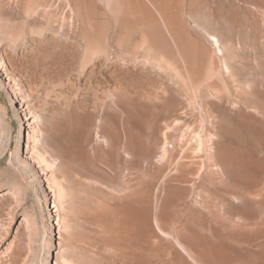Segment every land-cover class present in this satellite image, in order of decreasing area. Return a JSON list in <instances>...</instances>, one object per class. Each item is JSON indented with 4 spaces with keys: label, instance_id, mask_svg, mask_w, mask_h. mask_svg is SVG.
Here are the masks:
<instances>
[{
    "label": "rangeland",
    "instance_id": "374dc122",
    "mask_svg": "<svg viewBox=\"0 0 264 264\" xmlns=\"http://www.w3.org/2000/svg\"><path fill=\"white\" fill-rule=\"evenodd\" d=\"M259 1L0 0V63L5 66V72L0 70V124L1 120L6 121L0 125V133L12 130L11 145L0 161V230L3 233L0 231V264H45L48 254L49 224L44 197L31 175L15 162L19 122L30 116L38 118L34 126L41 128L52 149L63 142H68L63 144L65 147L70 145L69 149L60 145L63 150L67 149L66 154L75 149L74 158L71 154L65 155L67 160L63 155L65 162L61 166L62 173L69 174L74 192L78 193L74 203L67 205L63 217L68 228L66 245L80 263L123 264L111 249V245L116 246L112 234L101 228L107 213L120 207L131 211L132 227L140 222L132 230L138 247H142L139 241L146 235L141 223L148 211L146 218L152 228L158 229L155 220L159 219L160 228L165 226L163 230L173 235L181 232L185 242L198 253L200 249L211 251L217 264H264V7L255 8L260 5ZM68 3L72 5L71 10L67 8ZM156 4L171 22L180 20L179 26L182 24L177 34L183 59L175 48L176 41L162 23ZM74 15L76 23L72 21ZM191 18L204 23L232 47L233 52L225 53V58L232 66L233 77L225 74L224 57H218ZM158 37L169 46V57L175 65L157 57L152 41ZM187 66L197 69L198 75L190 78ZM8 75L10 81L5 79ZM207 130L215 135L211 154L206 149L196 154V142L190 138L197 132L207 142ZM166 132H170L168 148L175 157L167 169L161 168L164 166L158 160ZM24 136L26 140L27 133ZM57 138L62 142L57 144ZM104 138L111 141V149L103 143ZM127 143L136 158L133 171L136 175L133 174L135 179L131 183ZM210 155L212 161H209ZM70 158L78 163L75 160L74 165ZM188 159H192L190 163ZM66 160L72 161L74 167ZM105 160L115 161L121 177H114L107 170ZM78 164L83 174L77 173ZM195 171H200L198 176L194 175ZM101 174L107 179L98 178ZM188 177L194 181L186 180ZM99 179H105L112 187L116 185L115 190L103 187L96 182ZM41 181L47 189L45 179ZM114 193L118 198H114ZM126 198L129 204L124 201ZM52 207L53 203V210ZM53 237L58 247L56 223ZM55 257L54 254L52 264Z\"/></svg>",
    "mask_w": 264,
    "mask_h": 264
},
{
    "label": "bare ground",
    "instance_id": "6f19581e",
    "mask_svg": "<svg viewBox=\"0 0 264 264\" xmlns=\"http://www.w3.org/2000/svg\"><path fill=\"white\" fill-rule=\"evenodd\" d=\"M69 1V0H68ZM261 1V2H260ZM259 2H260V5H257V7L255 6V8H259V10L262 8V7H264V1L263 0H260ZM46 2V1H45ZM53 2V1H52ZM54 3V2H53ZM66 3V2H65ZM254 5V4H253ZM60 8V7H59ZM67 8H69L70 10H71V8H72V5H71V3H68L67 4ZM65 9V8H64ZM156 9H158V11L160 12V16H161V18H162V23H163V25H164V27L166 28V30L169 32V35L171 36V38L174 40V41H176V49H177V51H178V55L183 59V52H182V49H181V43H180V41H179V37H178V34H177V32L180 30V26L182 25H180L179 26V23H178V21H180V20H178V21H175L174 23L173 22H171V20L169 19V17H167V15H166V13H162V11H161V9H160V5L159 4H156ZM155 9V10H156ZM62 10V9H61ZM49 11V10H48ZM73 12H74V10H72ZM71 11V12H72ZM57 11H55V13H56ZM59 12H60V10H59ZM70 12V13H71ZM47 13V12H46ZM69 13V18H71L70 16L72 15V14H70ZM75 13V12H74ZM58 14V13H57ZM67 14V13H66ZM77 15V14H76ZM67 16H68V14H67ZM73 17V16H72ZM78 17V16H77ZM174 17H176V16H174ZM190 17V16H189ZM67 19V18H66ZM78 19V18H77ZM178 19V18H177ZM176 19V20H177ZM192 19V18H191ZM68 20V19H67ZM72 20V19H71ZM193 21V25H194V27H196L197 28V31H199L200 30V32H201V34H203L204 35V37L207 39V42H209V44H211V46L215 49V51H216V54L218 53V57L219 56H223L224 57V60H223V69L225 70V74H227L229 77H233V71H232V66H230V63H229V61H228V59L227 58H225V53H228V54H231L232 52H233V49H232V47L231 46H227L222 40H221V37L219 36V34L218 33H216V32H212V31H210L209 29L210 28H206L203 24H201V23H199L198 21H194V19H192ZM60 21V20H59ZM66 21V20H65ZM69 21V20H68ZM72 21H75V23H76V20H75V15H74V20H72ZM208 21H210V20H208ZM65 23V22H64ZM63 23V24H64ZM70 23V22H69ZM69 23H67L68 25H69ZM209 23V22H208ZM205 24H207V23H205ZM67 25V26H68ZM78 25H79V23H78ZM77 25V26H78ZM90 25V24H89ZM75 26H76V24L73 26V30L75 29ZM82 26V25H81ZM64 27V26H63ZM62 27V28H63ZM113 27V26H112ZM116 27V26H115ZM118 27V26H117ZM72 28V27H71ZM79 28V27H78ZM111 28V27H110ZM195 28V29H196ZM67 29V28H66ZM92 29V28H91ZM199 29V30H198ZM64 31V30H63ZM69 31V30H68ZM67 31V33H68V35H69V32ZM78 31V30H77ZM110 31V30H109ZM182 31H183V29H182ZM65 32V31H64ZM76 32V31H75ZM113 32V31H112ZM70 33H73V32H70ZM77 33V32H76ZM132 33V32H131ZM65 34V33H64ZM155 34V33H154ZM66 35V34H65ZM79 35H82V34H79ZM78 35V36H79ZM157 35H160V34H157ZM70 36V35H69ZM128 36V35H127ZM75 37V36H74ZM155 37V36H154ZM154 37L152 38V40L154 39ZM70 38V37H69ZM77 39V38H76ZM82 38H80V40H81ZM165 39V38H164ZM84 40V39H83ZM86 40V39H85ZM85 42V41H84ZM104 42H105V40H104ZM125 42H126V39H125ZM152 42H154L153 44L155 45V47H154V49L156 48V50H157V52H156V54H157V57H159V58H161L162 59V61H164V62H167V63H171V65L173 66V65H175V63L174 62H171V58L172 57H169V56H171L170 55V52H169V50H170V48H169V46L164 42V40L163 39H161V38H156L154 41H152ZM168 43V42H167ZM237 43V42H236ZM171 45V44H170ZM239 45V44H238ZM120 48V47H119ZM152 48V47H151ZM113 51V50H112ZM138 51V50H137ZM93 52V51H92ZM95 52V51H94ZM119 52V51H118ZM117 52V53H118ZM112 53H114V52H112ZM132 53V52H131ZM130 53V54H131ZM122 54H123V52H122ZM125 54V53H124ZM107 56V55H106ZM124 56V55H123ZM173 56V55H172ZM227 57V56H226ZM45 59V58H44ZM49 60V59H48ZM41 61V60H40ZM154 61V60H153ZM38 62V61H37ZM47 62V61H46ZM101 62V61H100ZM211 62H213V61H211ZM42 63V62H41ZM39 64H40V62H39ZM39 64L36 66V67H38L39 66ZM55 64V63H54ZM97 64V63H96ZM178 63H176V65H177ZM211 64V66L209 65V68H210V70H212L213 71V68H212V63H210ZM43 64H41V66H42ZM170 65V66H171ZM186 65H187V63H186ZM95 66V65H94ZM42 67H45V65L44 66H42ZM33 68H35V67H33ZM45 68H47V67H45ZM37 69H39V68H37ZM55 69H56V67H55ZM89 69V68H88ZM95 69V68H94ZM0 70L1 71H4L5 72V66H3V64L2 63H0ZM92 70V69H91ZM38 71V70H37ZM42 71V70H41ZM44 71V70H43ZM53 72H54V69L52 70ZM89 72H91L90 70H89ZM92 72H96L95 70L94 71H92ZM177 72H179V71H177ZM210 72V71H209ZM43 73V72H42ZM44 73H45V71H44ZM56 73V72H55ZM100 73V72H99ZM187 73H188V76L191 78H194L195 76H197L198 75V71H197V69H195V68H193V67H189V66H187ZM211 73V72H210ZM39 74V73H38ZM47 74H49V73H47ZM46 74V75H47ZM45 75V76H46ZM38 76V75H37ZM37 76H35V77H37ZM41 76V75H40ZM94 76V75H93ZM211 76H213V75H211ZM216 76V75H215ZM227 76V77H228ZM42 77H43V75H42ZM40 78V77H39ZM212 78H214V77H212ZM6 80H8V81H10V78H9V75L5 78ZM45 79V78H44ZM42 80V79H41ZM101 80V79H100ZM214 80V79H213ZM212 80V81H213ZM93 81V80H92ZM199 80H197L196 82H198ZM211 81V82H212ZM97 82H98V79H97ZM154 82V81H153ZM157 82V81H156ZM96 83V82H95ZM96 85V84H95ZM144 85V84H143ZM17 86V85H16ZM99 86V85H98ZM141 87V86H140ZM167 87V86H166ZM169 87V86H168ZM13 88H16V87H13ZM93 88V87H92ZM143 88V87H142ZM184 88V87H183ZM8 89H10L11 90V88L9 87ZM16 89H18L19 90V87L18 88H16ZM130 89H132V87L130 88ZM166 88L164 87V91H166L165 90ZM94 90V89H93ZM92 90V91H93ZM101 90V89H100ZM121 90V89H120ZM134 90V89H133ZM22 91V90H21ZM91 91V90H90ZM131 91V90H130ZM16 92V91H15ZM95 92H96V90H95ZM94 92V93H95ZM97 92H99V91H97ZM100 93V92H99ZM119 93V92H118ZM118 93H116V94H118ZM120 93H122L121 91H120ZM19 94V93H18ZM21 94V93H20ZM25 94V93H24ZM124 94V93H123ZM122 94V95H123ZM89 95H90V93H89ZM125 95V94H124ZM16 96V95H15ZM120 96V95H119ZM27 100V99H26ZM102 100V99H101ZM100 100V101H101ZM135 100H137V99H135ZM86 101H88V100H86ZM99 101V102H100ZM116 101V100H115ZM140 101V100H139ZM66 102H68V101H66ZM70 102V101H69ZM89 102V101H88ZM102 102V101H101ZM11 103L14 105V100L13 99H11ZM27 103V102H26ZM90 103V102H89ZM98 102L96 101V104H97ZM140 103V102H139ZM70 104V103H69ZM85 104H86V102H85ZM115 104V103H114ZM117 104V103H116ZM88 105V104H87ZM137 105H138V103H137ZM19 106H23L22 105V103L20 102L19 103ZM109 106V105H108ZM68 107H69V110H70V106L68 105ZM68 107H67V109H68ZM101 107V106H100ZM139 107V106H138ZM149 107H150V105H149ZM148 107V108H149ZM150 109V108H149ZM86 110H89V108L88 109H86ZM100 110H101V108H100ZM66 111V110H65ZM82 111V110H81ZM98 111V110H97ZM80 112V111H79ZM87 113V112H86ZM100 113V112H99ZM31 114V113H30ZM67 114H68V112H67ZM65 115V116H67L68 117V115ZM72 114V113H71ZM79 114V113H78ZM88 114V113H87ZM89 114H91V113H89ZM109 114V113H108ZM35 115H37V114H35ZM86 115V114H85ZM104 115V114H103ZM103 115H102V117H103ZM107 115V114H106ZM73 116V115H72ZM72 116H70V117H72ZM80 116H81V114H80ZM80 116H78L79 118H80ZM89 116L90 115H88V118H89ZM99 116V115H98ZM97 116V117H98ZM101 116V115H100ZM108 116V115H107ZM159 116V115H158ZM82 117V116H81ZM117 117V116H116ZM25 118V117H24ZM69 118V117H68ZM86 118V117H85ZM69 119H71L72 120V118H69ZM87 119V118H86ZM99 119V118H98ZM104 119H106L105 118V116H104V118H103V120ZM116 119H118V118H116ZM176 119V118H175ZM25 120L26 121H24V120H21L19 123H21V125H20V131L18 132V140L16 141V158H15V162L17 163V165L19 166V167H22V169H23V171L25 172V173H27V174H29V175H31V177L33 178V180H34V183H36L38 186H39V188H40V190H41V192H42V195H43V197H44V206H45V208H46V213H47V216H48V220H47V223L49 224V226H48V229H49V233H48V254H47V256H46V262H45V264H52V262L53 261H51L53 258H54V254H55V264H82V263H80L77 259H76V256L74 255V253H73V250L71 249V248H68L67 247V245H66V239H67V237H66V235H67V232H68V228H67V226H66V222H65V218L63 217V215L65 214V212H66V207H67V205H71V204H73L74 203V201L76 200V196L75 195H77L76 194V191L74 192V189H73V184H72V181H70V180H72V179H69L68 177H70L69 176V174L68 175H66L65 174V172L63 171V173H62V170H61V166H63L64 164H62V163H64L65 162V159H64V157H66L65 155H72V154H74V152H73V150H75V149H72V150H70V154L69 153H67L66 154V150L67 149H69V147L68 146H70V145H68L67 147H65L64 145L66 144V143H68V142H66L65 144H64V142L63 143H61L60 141H59V139L58 140H55V142L58 144L59 142L61 143L60 145L62 146L63 144V146H64V148H67L66 150H63L64 148L62 147H60V145L58 146L57 144V146H58V148L57 147H55V148H57L56 150L58 151V153H59V150H61L60 152L62 153V155H61V153H57V151H55V150H53V149H55V148H53L52 149V147H50L49 145H48V142H47V138H45L44 137V135H43V131L41 132V128L39 127L38 129L36 128L37 126H34V123H35V121L36 120H38V118L37 117H35V119H32L31 118V116L30 117H28V118H25ZM70 120V121H71ZM102 120V121H103ZM113 120H114V118H113ZM155 120V119H154ZM161 120V119H160ZM178 120V119H177ZM3 123L2 124H0V125H5L6 124V121L3 119V120H1ZM41 121V120H40ZM67 121V120H66ZM86 121V120H85ZM88 121L89 120H87V123H88ZM84 121H82V123H83ZM98 122H99V120H98ZM101 122V121H100ZM105 122V121H104ZM167 123V122H166ZM63 124V123H62ZM65 124V123H64ZM103 123H101V125H102ZM124 124V123H123ZM89 125V124H88ZM87 125V126H88ZM100 125V126H101ZM172 125V124H171ZM181 125H183V124H181ZM26 126L28 127V130H26ZM82 126H84V125H82ZM86 126V127H87ZM99 126V127H100ZM106 126V125H105ZM166 126V128L168 129L169 127V125L167 124V125H165ZM173 126V125H172ZM172 126H170V128L172 127ZM102 127V131H104V129H103V125L101 126ZM188 127H190V126H188ZM66 128H67V124H66ZM82 128V127H81ZM165 128V127H164ZM165 128V129H166ZM4 129H7L6 127L4 128ZM87 129V128H86ZM85 129V131L86 132H88L87 130ZM160 129H162L161 127H160ZM191 129V128H190ZM207 129H209V128H207ZM68 130V129H67ZM70 130V129H69ZM100 130V129H99ZM174 130V129H173ZM187 130H188V128H187ZM203 130V129H202ZM209 130H211V129H209ZM80 131V130H79ZM98 131V130H97ZM169 131V130H168ZM176 131V130H175ZM174 131V132H175ZM71 132V131H70ZM107 132V131H106ZM162 132H163V129H162ZM171 132V131H170ZM169 132V133H170ZM173 132V131H172ZM193 132V134L195 133L194 131H192ZM192 132H191V134H192ZM207 132H208V139H207V142H205L206 140H205V138H204V136L202 135V134H199V133H195V136L193 135V138L191 137L192 135L190 134V139H194V144H195V142H196V154H199L200 152H202L204 149H206V152H209L210 153V151H211V149H212V145L211 144H213V142H214V133H212V131H208L207 130ZM25 133H27V136H26V140H25ZM68 134H69V132H67ZM78 133H80V132H78ZM100 133H102V132H100ZM110 133V132H109ZM169 133H165V143H164V145L162 146V147H160V149H161V154H160V151H158L159 152V154H160V157H159V162H161L162 164H163V166L164 167H161V168H165L166 167V169H167V167L169 166V165H172L171 163L172 162H174L175 161V157H174V155L171 153V150L172 149H170L169 150V148H168V145H169V143H168V135H169ZM187 133H188V131H187ZM127 134V133H126ZM132 134V133H131ZM60 135H62V134H60ZM59 135V136H60ZM65 135H66V133H65ZM65 135L64 136H62L64 139H65ZM70 135V134H69ZM69 135H66L67 137L69 136ZM86 135H87V133H86ZM104 135V134H103ZM105 135H107V133L105 134ZM105 135H104V137H105ZM110 135V134H109ZM176 135V134H175ZM78 136V135H77ZM187 137V135H184V137ZM61 137V139H63ZM69 137H72V139H74L75 137H73V135H70ZM172 137V136H171ZM183 136L181 137V140H183V138H184ZM189 137V136H188ZM88 138H89V136H88ZM173 138V137H172ZM60 139V140H61ZM69 139H71V138H69ZM76 140H77V138H75ZM105 140H104V142L103 143H106L107 144V146H108V148L109 149H111V141L109 140V138L108 139H106V138H104ZM186 139H188L189 140V138H186ZM11 140H12V130H5V132L4 133H0V161L2 160V159H4V157H5V151L8 149V147H10V145H11ZM85 140V139H84ZM87 140V139H86ZM156 140V139H155ZM187 140V141H188ZM59 141V142H58ZM100 141H103V137H102V140H100ZM186 141V142H187ZM192 141V140H191ZM190 141V142H191ZM25 142H26V144H25ZM55 142H53L54 144H55ZM176 142V141H175ZM189 142V141H188ZM187 142V143H188ZM69 143H71V141L69 142ZM72 143H74V142H72ZM84 143V142H83ZM207 143H210L209 145H211V146H207ZM102 144V143H101ZM100 144V145H101ZM175 144H177V143H175ZM205 144H206V146H205ZM56 145H52V146H56ZM72 145V144H71ZM89 146H90V144H89ZM95 146V145H94ZM93 146V147H94ZM99 146V145H98ZM103 146V145H102ZM191 146V145H190ZM189 146V147H190ZM192 146H193V144H192ZM44 147V148H43ZM84 147V146H83ZM175 147V146H174ZM206 147V148H205ZM79 148V147H78ZM92 148V147H91ZM194 148V147H193ZM59 149V150H58ZM83 149V148H82ZM82 149L80 148V150H81V153H82ZM85 149V148H84ZM87 149V148H86ZM99 149V148H98ZM24 150H25V152H24ZM79 150V151H80ZM89 150H91L92 151V149H89ZM95 150H97L96 148H95ZM183 150V149H182ZM186 150V149H185ZM191 150V149H190ZM83 151H85V150H83ZM101 151V150H100ZM103 151V150H102ZM115 151V150H114ZM125 151H126V154H127V162H128V166H129V169H128V173H129V175H130V181H129V183H131V181H132V178L134 177V175H136L135 173H133V171H134V166H136L135 165V155H134V152H133V150H132V148L131 147H129L128 146V143H127V145H125ZM184 151V150H183ZM188 151H189V149H188ZM69 152V151H68ZM89 152V151H88ZM95 152V151H94ZM175 152V151H174ZM191 152V151H190ZM195 152H193L194 154H195ZM25 153V154H24ZM76 153H78V150H76ZM75 153V154H76ZM90 153V152H89ZM98 153V152H97ZM95 154V155H98V154ZM22 154H24V155H22ZM190 154H192V153H190ZM211 154V153H210ZM63 155H64V157H63ZM79 155V154H78ZM81 155V154H80ZM83 155V154H82ZM93 155V154H92ZM114 155H117L116 153L114 154ZM141 155V154H140ZM183 155V154H182ZM187 155V154H186ZM201 155V154H200ZM200 155H195V157L196 156H200ZM207 155V154H206ZM91 156V155H90ZM90 156H88V158L90 157ZM102 156H104V155H102ZM111 156V155H110ZM121 156V155H120ZM155 156V155H154ZM157 156V155H156ZM194 156V155H193ZM70 157V156H69ZM71 157H73V155L71 156ZM78 157H80V156H78ZM87 157V156H86ZM95 157V156H94ZM96 157H98V156H96ZM197 157V158H198ZM208 157V156H207ZM66 158H68V157H66ZM74 158V157H73ZM73 158H70V159H73ZM81 158V157H80ZM98 158H101V157H98ZM114 158V157H113ZM113 158H111V159H113ZM157 158V157H156ZM200 158V157H199ZM209 158V161H212V157H211V155L208 157ZM78 159V158H77ZM96 159V158H95ZM101 159H103V157L101 158ZM100 159V160H101ZM109 159V158H108ZM146 159H148L147 157H146ZM146 159H144V160H146ZM152 159V158H151ZM201 159V158H200ZM67 160H69V158L67 159ZM66 160V161H67ZM76 160V159H75ZM74 159H73V162L75 161ZM90 161L92 160V159H89ZM89 160L87 159V161L89 162ZM99 160V159H98ZM117 160V159H116ZM140 160H141V158H140ZM144 160L142 161V162H144ZM153 160V159H152ZM189 160V159H188ZM187 160V161H188ZM190 160H192V159H190ZM190 160H189V163H190ZM194 160V159H193ZM198 160V159H197ZM77 161V163H78V160H76ZM106 161V160H105ZM114 161V160H113ZM110 162L109 160H107L106 162H104L103 161V163L105 164V166L108 168L107 170H109L110 172H112L113 174H114V177L116 176V177H118L119 178V176L120 175H118V170H117V167H116V165H115V161L114 162ZM118 161V160H117ZM138 161H139V159H138ZM179 161V160H178ZM186 161V162H187ZM68 163H72V166H73V162L71 161V162H69V161H67ZM100 162V161H99ZM147 161H145V163H146ZM152 162V161H151ZM150 162V163H151ZM158 161L156 160V164H158L157 163ZM194 162V161H193ZM201 162V161H200ZM92 163V162H91ZM154 163V162H153ZM207 163V162H206ZM211 163V162H210ZM209 163V164H210ZM99 164V163H98ZM36 165H37V167H36ZM74 165H75V162H74ZM103 165V164H102ZM160 165V164H159ZM175 165V164H174ZM198 165V164H197ZM67 166V165H66ZM78 166H79V168H80V166L81 165H79L78 164ZM152 167H153V165H151ZM150 166V167H151ZM177 166V165H176ZM191 166V165H190ZM195 166V165H194ZM200 166V165H199ZM202 166V165H201ZM210 166V165H209ZM69 167V166H68ZM74 167V166H73ZM77 166H75V168H76ZM146 167V166H145ZM156 167V166H155ZM154 167V168H155ZM158 167V166H157ZM37 168V169H36ZM72 168V167H71ZM75 168H73L74 170H77V169H75ZM160 168V169H161ZM86 169V168H85ZM95 169V168H94ZM185 169V168H184ZM200 169V168H199ZM67 170V169H66ZM70 170V169H69ZM79 170V169H78ZM77 170V173L78 174H83L82 173V169L80 168V170L78 171ZM201 170V169H200ZM71 171V170H70ZM70 171H69V173H70ZM89 171V170H88ZM75 172V171H74ZM74 172H72V173H74ZM155 172V171H154ZM191 172V171H190ZM196 172V171H195ZM200 172V171H199ZM199 172H196L195 174L194 173H191L192 175L194 174L195 176H198L199 175ZM211 172V171H210ZM76 173V172H75ZM96 173V172H95ZM41 174V175H40ZM94 174V173H93ZM121 174V173H120ZM134 174V175H133ZM71 175V174H70ZM118 175V176H117ZM128 175V174H127ZM157 175V174H156ZM159 175V174H158ZM87 176V175H86ZM101 176H103V177H105L103 174H101L100 176H98V178L100 177L101 178ZM133 176V177H132ZM165 176V175H164ZM121 177V176H120ZM137 177V176H136ZM45 179V181H46V183H47V189H46V187H45V189L43 188V186H42V179ZM106 178V177H105ZM165 178V177H164ZM102 179V178H101ZM101 179H99V180H97L96 182H99L101 185H103V187H104V185H105V187L106 186H108V187H110L111 189H113V190H115L114 188H115V186L114 187H112V185L110 186L109 184H107L108 182H105L104 180L105 179H103V181L101 180ZM107 179V178H106ZM113 179V178H112ZM133 179H135V178H133ZM187 179H189V177L188 178H186V180ZM195 179V178H194ZM190 180V179H189ZM128 181H127V183H128ZM160 181V180H159ZM191 182H193L194 180H190ZM189 181V182H190ZM118 182V181H117ZM107 185H106V184ZM128 183V184H129ZM164 183V182H163ZM185 183H187V182H185ZM114 184V183H113ZM116 184V183H115ZM126 184V183H125ZM128 186V185H127ZM133 186H134V183H133ZM132 186V187H133ZM100 187V186H99ZM132 187H130L131 188V190L133 189ZM110 188H108V189H110ZM123 188V187H122ZM128 188V187H127ZM129 188V189H130ZM119 189H121L120 187H119ZM124 189V188H123ZM123 189H121L122 191L121 192H124L123 191ZM127 190V189H126ZM130 190V191H131ZM10 192V191H9ZM14 192H16V190L14 191ZM78 192V191H77ZM126 192V191H125ZM133 192V191H132ZM16 194V193H15ZM115 194V193H114ZM113 194V195H114ZM118 194H121V193H118ZM123 194V196H126L127 195V193H126V195H124V193H122ZM128 194H129V192H128ZM131 194V195H130ZM129 195L130 196H134L132 193H130ZM112 195V196H113ZM13 196V195H12ZM115 196L117 197V195L115 194L114 195V198H115ZM120 196V195H119ZM11 197V196H10ZM9 198V197H8ZM118 198V197H117ZM122 197L120 196V198L119 199H121ZM147 198V197H146ZM124 201H127V198H126V200H124ZM131 201V200H130ZM103 202V201H102ZM128 202V201H127ZM133 202V201H132ZM53 203V210H55V211H53L52 209H51V204ZM104 203V202H103ZM102 203V204H103ZM122 203H124V202H122ZM121 203V204H122ZM134 203V202H133ZM127 204V203H126ZM125 204V206H127ZM128 204H129V202H128ZM133 204H131V206H132ZM149 205V204H148ZM145 206V205H144ZM123 207V206H122ZM147 207H149V206H147ZM106 208V207H105ZM142 208V207H141ZM103 209L104 208H102V210H101V212L103 211ZM136 210H138V209H136ZM134 212V211H133ZM138 212V211H137ZM151 212V211H150ZM105 213V212H104ZM146 213H149L148 211L147 212H145V215L146 216H148V214H146ZM100 214V213H99ZM133 215H134V213H132ZM140 214V213H139ZM103 215V214H102ZM130 215H131V211H127V210H125V209H123V208H120V207H117V208H115L114 210L113 209H111L108 213H107V219L103 222V227H101L102 229H103V231L104 232H106V233H110V234H112V236H113V238H114V244L116 245V246H113V245H111L112 246V248L111 249H113L115 252H116V254L120 257V259H121V261H123V262H121V263H123V264H125V263H136V264H139V263H141V264H217V258H216V256L211 252V251H205L204 249H203V251H201V249H200V252L198 253V251L196 250V249H194V247L191 245V244H189V243H187V242H185V240H186V238H183L182 236H181V232H179L178 231V233L176 232L175 234H177V235H173V234H171L170 233V231L169 232H166V231H164L163 229L165 228V226H163L164 228L162 229V228H160V225H162V224H160L159 223V219H156L155 221V223L157 224V228L159 229H154V228H152V226L150 225V223H149V221L147 220V218H146V216H144V219H146V220H144L142 217V219L144 220L140 225H141V227L143 226L144 227V230H145V232H146V235H145V238H144V236H141V237H143L144 239H142V240H140L139 241V243L140 244H142V247H138V245H137V243H136V240H135V238L133 237V234H132V230H133V227L134 226H136V224L137 223H140V222H135L134 223V225H133V227L131 226V221H130ZM141 215V214H140ZM101 216V215H100ZM132 216V215H131ZM102 217V216H101ZM134 217V216H133ZM138 217V216H137ZM28 219H29V217H27ZM104 218V217H103ZM135 219H136V217H134ZM140 218V219H141ZM151 218V217H150ZM1 219V218H0ZM101 219V218H100ZM134 219V220H135ZM148 219H149V217H148ZM31 220V219H30ZM99 220V219H98ZM134 220H132V221H134ZM28 221V220H27ZM139 221V220H138ZM142 221V220H141ZM10 222V221H9ZM12 222V221H11ZM25 222V221H24ZM29 222V221H28ZM34 222V221H33ZM164 222V221H163ZM4 223V222H3ZM23 223V222H22ZM54 223H56V225H57V227H58V234H59V238H58V247H56V239H55V242H54V237H53V232H54ZM165 223V222H164ZM53 224V225H52ZM2 225V224H1ZM0 225V226H1ZM12 225V224H11ZM27 225H29V224H27ZM8 226V225H7ZM2 227V226H1ZM99 228H100V225H99ZM141 229V228H140ZM5 230V229H4ZM7 230V229H6ZM170 230V229H169ZM1 231V230H0ZM136 231V230H135ZM138 231V230H137ZM180 231H182V230H180ZM145 232H143V233H145ZM174 232V231H173ZM264 232V231H263ZM1 233H2V231H1ZM6 233V232H5ZM105 233V234H106ZM136 233V232H135ZM142 233V234H143ZM3 234V233H2ZM137 234H139V233H137ZM6 235V234H5ZM262 235V234H261ZM261 235H259V236H261ZM7 236V235H6ZM140 236V235H139ZM244 236V235H243ZM258 236V237H259ZM186 237V236H185ZM261 238V237H260ZM260 238H257V240L258 239H260ZM185 239V240H184ZM248 239H250V238H248ZM247 239V240H248ZM111 241H112V239H111ZM246 241V240H245ZM262 241H264V239L262 240ZM202 243V242H201ZM249 243H250V241H249ZM263 243V242H262ZM242 244V243H241ZM246 244V243H245ZM248 244V243H247ZM13 245H14V243H13ZM12 245V246H13ZM204 245V244H203ZM250 245V244H249ZM260 245V244H259ZM262 245V244H261ZM264 245V244H263ZM9 246V245H8ZM201 246V245H200ZM239 246H240V244H239ZM198 247V246H197ZM14 248V247H13ZM12 248V249H13ZM203 248V247H202ZM259 248H262V246H259ZM246 249V248H245ZM248 249H251V248H248ZM9 250H11V248H9V249H7V251H9ZM207 250V249H206ZM252 250V249H251ZM256 250V249H255ZM14 251V250H13ZM113 251V252H114ZM253 251H254V249H253ZM6 252V251H5ZM75 252V251H74ZM76 252H78L77 250H76ZM221 252V251H220ZM256 252H257V250H256ZM8 253V252H7ZM10 254H11V252H10ZM14 255V254H13ZM1 256V255H0ZM116 256V255H115ZM118 256H116V257H118ZM5 258H7V257H5ZM11 258H13L12 256H11ZM231 259V258H230ZM13 260H14V258H13ZM12 260V261H13ZM86 260V259H85ZM11 261V262H12ZM34 261V260H33ZM0 262H1V258H0ZM2 262H3V260H2ZM30 262V261H29ZM85 262V261H84ZM83 262V263H84ZM220 262V261H219ZM222 262V261H221ZM5 263H7V262H5ZM13 263V262H12ZM4 264V263H3ZM9 264H10V262H9ZM29 264V263H28Z\"/></svg>",
    "mask_w": 264,
    "mask_h": 264
}]
</instances>
